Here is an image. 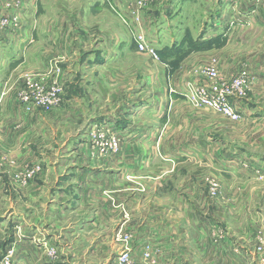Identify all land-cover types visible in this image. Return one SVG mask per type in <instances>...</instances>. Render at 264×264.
<instances>
[{
    "label": "crops",
    "instance_id": "1",
    "mask_svg": "<svg viewBox=\"0 0 264 264\" xmlns=\"http://www.w3.org/2000/svg\"><path fill=\"white\" fill-rule=\"evenodd\" d=\"M95 6L93 10L92 5H85L81 10L83 19L89 25L87 32L75 30L72 37L69 30L64 32L65 36L59 37L61 32L55 31V38H44L39 20L42 19V7L38 0H0V125H3L0 127V151L20 161L28 158L30 152L26 150L27 144L44 146L45 137L55 138V128L52 127L54 122L59 139L67 137L66 142L69 144L78 139L70 130L79 123L114 124L123 137L126 135H123L124 131H130L133 124L145 117L155 123H147L145 132L141 133L131 128L125 142L131 145L140 140L148 144L156 143L160 152L155 151L152 145L151 150L141 149L142 156L149 162L161 156L162 162H165L163 172L147 183L148 193L143 196V203L140 204L141 195L129 200L131 218L125 225L122 223L121 228L131 233V256L137 260L153 258L157 264H251L245 248L235 247L237 242L234 236L232 239L227 238L231 233L224 229L227 225L219 222L218 215H214L213 207L217 208L218 205H213L208 185L194 181L198 171L208 172L212 167L215 169L214 174L223 181L228 180L224 174L227 171L223 168L232 169L231 159L237 158L227 152L224 145L222 150L217 145L221 143L217 137L228 135L230 131L219 133V125L223 124L220 120H212L214 111L196 103L191 96L196 86L220 83L208 79L206 73L205 78L204 75L197 76L199 68L205 64V69L215 64L226 78L234 73L230 74L234 68L239 69L237 65L230 67V63L243 60L236 50V47L244 46V41L236 34L240 29L229 26L225 28V20L222 21L213 12L210 20L214 22L213 26L201 28L199 39L183 40L179 44L173 40L163 46L154 24V13L145 9L141 14L139 28L156 47L162 64L158 65L148 58L149 72L145 73L141 85L140 52L131 36L132 28L128 29L121 17L108 8L99 3ZM124 12L133 21L132 11L124 9ZM247 15H250V10L245 13L233 8L227 16L228 22L248 21ZM93 17L99 34L92 32ZM230 28L226 36L225 32ZM184 31L187 32V27ZM80 33L82 38L79 37ZM187 43L195 45L193 50H198L190 56L182 57V45ZM229 48L240 56L234 57ZM176 58L178 62L174 60ZM54 62H57L61 73L60 79H67L65 94L62 92L61 95L64 99L62 106L57 111L34 109L28 113L18 97L27 85L26 75L48 70L49 64L55 65ZM227 64L229 71L226 70ZM53 77L58 78L56 75ZM145 90H150V95L141 102L140 96ZM98 94L106 96V99L105 106L96 111L95 96ZM97 112L99 117H96ZM225 125L229 127V121ZM60 127L67 129L64 131ZM32 153L35 154L34 151ZM49 154L54 155L55 152H48L46 157L41 158H48ZM184 162L205 169L182 168L180 165ZM241 165L248 166L243 163ZM49 170L42 172L34 182L27 185L26 190L34 192V195L24 198V209L33 204L44 206L40 201L42 192L55 193V172H58L55 169ZM82 170L85 173L88 171L87 168ZM239 170L246 173L248 169L243 167ZM177 173H182L186 179L176 182L173 179ZM209 173L214 175L212 171ZM6 174L3 173L4 183L0 187L9 192L11 185L5 182ZM57 175L59 183L60 179L67 178L59 173ZM72 175L79 174L75 171ZM236 184L233 179L229 187L234 190ZM69 185L57 184L56 192L67 190ZM78 185L80 190H85L83 183ZM245 201L243 198V207ZM107 202L105 199V207ZM47 204L49 208L55 204L54 194ZM101 206L103 208L102 201ZM128 215L127 212L126 217ZM221 229L225 235L228 233L226 238L223 236L224 240L221 239Z\"/></svg>",
    "mask_w": 264,
    "mask_h": 264
},
{
    "label": "rangeland",
    "instance_id": "2",
    "mask_svg": "<svg viewBox=\"0 0 264 264\" xmlns=\"http://www.w3.org/2000/svg\"><path fill=\"white\" fill-rule=\"evenodd\" d=\"M38 2L42 7L40 15L42 19L39 20L44 38H55V31L61 32L59 37L65 36L64 32L69 30L72 37L75 30L87 32L89 25L83 19L81 10L85 5H92L94 10L97 3L121 17L128 29L132 28L131 36L136 44H138L137 34L143 32L139 26L141 14L145 9L154 13V24L157 33L161 36L163 46L173 40L179 44L183 40L199 39L203 27L213 26L214 22H210L213 12H216L219 19L225 20V28L229 26L240 29L236 34L244 41V46L236 47V50L243 60L230 63V67L237 65L239 69L234 68L230 74L234 73L226 78L219 68V75L215 80L220 82L218 85L230 83L244 71L248 74L249 81L244 94L228 97V103L236 115L213 110L211 116L212 120H220L223 124L219 125V133L230 131L228 135L217 137L221 141L217 145L220 146L219 150H222L224 145V149H228L227 152L237 157L230 158L232 160L230 164L233 168L236 166L239 168L224 167L223 169L227 171L224 173L227 175L226 181L214 174L213 167L210 171L214 175H210V171H198L194 181L197 184L208 185L209 197L213 198L214 206L218 205L217 208L213 207L214 215H218L219 222L227 225L224 229L231 232L225 235V231L221 229V239L224 240V235L225 238L228 235V239L234 236L237 242L235 247L245 248L251 264H264V0H214V3L213 0H38ZM233 8L235 11L245 13L250 10V15H247L248 21L229 23L227 16ZM124 9L132 11L133 21L125 16ZM94 18H92V32L99 34ZM252 25H255L253 29L246 30ZM185 27L187 32L184 31ZM230 30L231 28L229 31L226 30V36L229 35ZM79 37H83L81 33ZM182 46H184L182 57L190 56L198 50H193L195 46L193 44L187 43ZM229 50L234 57L240 56L235 55L232 49ZM139 52V74L142 85L145 73L149 72L148 58L158 65L162 64V58L158 54L155 56L149 52L140 50ZM177 59L174 60L178 62ZM54 63L55 65L49 64L48 70L27 74L26 82L30 79L35 82L39 80L37 76L42 75L46 79L47 86L55 82V85H60L64 95L67 79H60L61 73L58 71L57 62ZM205 65L199 68L197 76L207 73ZM226 70L229 71L228 64ZM54 75L58 78L55 79ZM196 89H192L193 94L196 93L194 92ZM149 92L150 90H145L141 93V102L150 95ZM22 93L23 91L18 97L23 104ZM95 97L94 110L98 111L97 108L105 106L106 96L98 94ZM191 98L194 100L192 96ZM63 100L57 105L36 106L35 110L57 111L62 106ZM240 100L241 102H238ZM108 104L112 105L110 102ZM31 112L33 110L28 111ZM98 114L99 112L96 113V117H99ZM227 121L229 127L225 125ZM94 123H79L71 128L70 133L78 139L68 144L67 137L59 139L54 122L52 127L55 128V138L45 137L44 146L27 144L29 157L21 161L13 156L7 157L3 150L0 151V186L4 183V172L9 175L6 174V184L11 185L9 192L0 187V264H120L124 249L128 247L130 252L131 233L121 228L122 223L125 225V222L131 218L129 200L141 195L140 204L143 203V196L148 193L147 183L151 178L155 179L158 173L163 172L165 161L162 162L163 159L159 156L149 162L142 156L141 149L151 150L152 145L155 146V151L160 152L158 144L143 143L140 140L131 145L126 143L125 139L132 131L131 128L141 133V131L145 132L147 123L151 125L155 122H149L143 117L130 127V131H124L123 135H126L123 137L114 124ZM2 126L0 125L1 128ZM60 128L64 131L67 129V127ZM113 137L118 142L115 143L111 139ZM32 151L35 152L34 155ZM52 151L55 152L54 155L49 154L48 158H41ZM242 163L248 166L241 165ZM190 164L184 162L180 166L190 167L191 170L205 169ZM242 166L248 169L246 173L239 170L243 168ZM83 168L88 169L87 173L82 170ZM54 169L67 178L60 179L59 183V175L55 172V193L42 192L40 201L44 206L38 204L37 207L33 204L24 209L22 207L25 206L24 198L30 194L34 195V192L26 190L27 185L34 182L42 172ZM75 171L79 175H72ZM184 177L182 173H177L173 180L182 182L186 179ZM233 179L237 182L234 190L229 187ZM82 183L86 186L83 191L78 185ZM57 184L70 185L67 190L56 192ZM53 194L55 204L51 209L47 201L52 199ZM243 198L246 200L245 207L242 204ZM105 199L108 200L106 207ZM248 199L250 200L247 201ZM127 212L128 217H126ZM135 261L157 264L153 258L135 259Z\"/></svg>",
    "mask_w": 264,
    "mask_h": 264
},
{
    "label": "built area",
    "instance_id": "3",
    "mask_svg": "<svg viewBox=\"0 0 264 264\" xmlns=\"http://www.w3.org/2000/svg\"><path fill=\"white\" fill-rule=\"evenodd\" d=\"M136 35V34H135ZM137 45L140 51L149 52L157 56V49L154 44L150 43L143 32L137 34ZM206 75L211 79L218 78L219 72L215 64L207 68ZM39 80L32 82L27 80V88L21 94V100L27 111L34 110L36 106L57 105L62 101V88L60 85L47 86L46 79L42 75H38ZM249 81L248 74L244 71L240 72L230 83L201 84L192 94L194 101L204 107L212 110L223 111L230 115H236L234 109L228 103L230 95H242ZM50 88L49 90H46ZM116 143L115 137L111 138ZM118 142V141H117ZM147 256V255H146ZM120 264H146V262H136L131 256L129 248L126 247L120 258ZM148 264V263H147Z\"/></svg>",
    "mask_w": 264,
    "mask_h": 264
}]
</instances>
